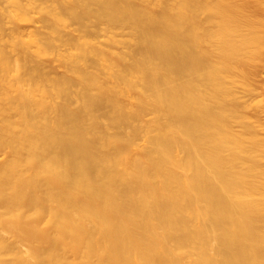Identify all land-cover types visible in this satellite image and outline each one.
Segmentation results:
<instances>
[{"label": "bare ground", "instance_id": "obj_1", "mask_svg": "<svg viewBox=\"0 0 264 264\" xmlns=\"http://www.w3.org/2000/svg\"><path fill=\"white\" fill-rule=\"evenodd\" d=\"M8 1L13 21L38 5L49 33L16 41L19 58L0 39V264H264V142L236 91L264 60L263 13L246 0ZM33 45L57 48L70 75L30 65Z\"/></svg>", "mask_w": 264, "mask_h": 264}, {"label": "rangeland", "instance_id": "obj_2", "mask_svg": "<svg viewBox=\"0 0 264 264\" xmlns=\"http://www.w3.org/2000/svg\"><path fill=\"white\" fill-rule=\"evenodd\" d=\"M2 2L5 3V4H3ZM0 3H2L0 5V14H2V16H3V17L0 16V19L2 20L0 22V26L4 25L2 27L4 31H0L1 32L0 33L1 34L0 35V39L2 40V42L1 41L0 42L3 44V46L4 45L6 46L5 48H7V50H8L7 52L11 54L10 56L12 58H19L21 56V54L17 53V51L14 50L15 48H14V45H13L16 41L18 42L19 39H23L22 41L25 40L26 42L27 41L31 42V39H33L32 36L38 35V37L44 38V37H46V34L49 33V32H46L48 30V29L46 30V28H47V27H45L46 24L42 25V24H44L42 22L43 18H44V15L42 14V12H39V9L36 8V6L38 7V5H36V4H39V3H36L35 4L36 6H34L32 8H30L31 6L28 7V5H27L28 10H29V8L31 9V11L29 10L30 12L28 11L30 13V16H29V13H27L26 16L22 20L17 17L13 21V19L11 18V15H12V13L14 11L13 5L10 4L8 0L7 1L6 0L5 1L1 0ZM40 3H41V1H40ZM244 3L245 4L246 3L247 4L248 3L252 4V8H251L250 4H248L247 7L249 8V6H250V9H251L250 11H252L254 9L253 12L256 11V13H254V14L260 15V14L263 13L262 14L263 17L261 15L258 16L260 19L262 17V19H261V22H262L263 19H264V0H249V2H248V0H246V1H244ZM39 5H41V4H39ZM258 6H260L261 9L258 8ZM256 7H257V10L258 9H260V10L257 11ZM35 8L37 10H35ZM262 8H263V10H262ZM258 12H262V13H258ZM40 15L43 17L41 21H40V19H41ZM38 18H40V19H38ZM34 21L36 23H34ZM262 24H263V22H262ZM41 25L43 26V28H42ZM17 26H18V28H17ZM14 27H16V28H14ZM73 27L74 26H72V28L69 27L70 28L69 31H71V29H73ZM121 31L122 32H119L120 35L116 36V39L118 41L122 42V44H120L118 46L116 52H124V53H126V52L129 51V48L123 44V41H126V40L129 39L130 32H129V30H125V31L121 30ZM263 31H264V27H263ZM67 32H68V29H67ZM101 32H102V30H101ZM99 40H100V42H103V43L105 42L106 43L107 40H108V37L102 36ZM12 47H13V49H12ZM36 49L37 48H36L35 45H33V47H31V49H30L31 54L33 55V61L30 62V65H35V63H37V62L38 63L42 62L43 63V67H42L43 68V72L45 74L49 73L50 77H56V76H62V75H70V73L66 72V70L63 67V64L60 61V59H58L59 56L57 55L58 54L57 53L58 52L57 48H53L50 51L48 50L49 52H47L45 55H38L36 53ZM127 59H129V58H127ZM131 60H132V58L129 59V61H131ZM258 62L259 63L256 62L257 63L256 65L258 67H260V68L256 67L255 63H254V66H253V64H251L254 67V70L252 69L253 72L250 71V73H253V74L257 73L254 76L253 75L250 76V77H252L251 78L252 88L248 90V89H245L244 87L238 85L236 87V91H237V97L239 99V102L245 106L244 112H245L246 118H247L246 121L250 125L253 126V128L255 129V131H256V133L258 135V138L262 142H264V60L261 59ZM46 65H47V67H46ZM248 67H249V69L247 68V70H251L250 69L251 66H248ZM253 67H251V68H253ZM255 67L258 70V72H256ZM248 73H249V71H248ZM15 77H16L15 74H11L10 76H8L7 80L10 81V82H13L15 80ZM78 90H79V88H77V87L73 88V92H74L73 96L74 97H75V93H77ZM11 95L14 96V95H16V93L13 92ZM35 98L36 99H40V95L37 94L35 96ZM46 99H47V101L49 103H51L53 105H60V104L63 103V100L61 98L48 97ZM153 119H154V116L152 114H147V115L144 116V118L139 123L142 126H146ZM103 122H104V124H108V121L106 119H103ZM234 130H236L238 132H241V131H243V127L240 126L239 124H235L234 125ZM111 131L113 133H115L118 130L112 129ZM140 138H141L140 140L138 138H136V139H138V141L135 140L136 147L137 148H146L147 144H146L145 140L142 138V136ZM263 153H264V145H263L262 150H261L262 156L260 158L262 166H264ZM8 157H9L8 151L5 150V149H0V163L4 162L6 159H8ZM43 221H44V218H43ZM44 223L45 222L42 223L43 224L42 226L40 225L41 228L44 226ZM39 224H41V222ZM40 230L42 231V233L44 232L43 229H40ZM41 231H39V232L41 233ZM42 233H41L40 236L43 238V237H45V234L43 236ZM40 236L38 237L39 239H41ZM39 239H38V241H39ZM42 240L43 239H41L40 242ZM44 243H46V242L44 241ZM80 245H82V243H80ZM73 247H72V250H71V248H69V249L67 248V250L65 251L66 257L70 258V259H79V258H81V255H82L81 251H83V249H82L83 245H82V247L80 246V248L82 249L81 251L77 248L78 245L75 246V248L78 249L79 251H77L76 249L74 251ZM23 248L25 249L24 245H23ZM190 261L191 260L189 258H187L186 259V264H190Z\"/></svg>", "mask_w": 264, "mask_h": 264}]
</instances>
